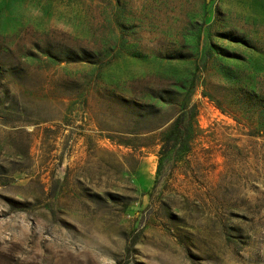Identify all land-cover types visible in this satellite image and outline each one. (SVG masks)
<instances>
[{
	"label": "rangeland",
	"instance_id": "1",
	"mask_svg": "<svg viewBox=\"0 0 264 264\" xmlns=\"http://www.w3.org/2000/svg\"><path fill=\"white\" fill-rule=\"evenodd\" d=\"M0 264H264V0H0Z\"/></svg>",
	"mask_w": 264,
	"mask_h": 264
},
{
	"label": "trees",
	"instance_id": "2",
	"mask_svg": "<svg viewBox=\"0 0 264 264\" xmlns=\"http://www.w3.org/2000/svg\"><path fill=\"white\" fill-rule=\"evenodd\" d=\"M190 92L186 94L189 95ZM184 103L185 99L181 101V109L173 118L168 127L163 131L160 139V147L157 152V169L158 173L159 167L161 165L162 159L168 154L172 153V151H183L188 147V143L192 136V126H193V118L194 113H190V115H186L184 113Z\"/></svg>",
	"mask_w": 264,
	"mask_h": 264
}]
</instances>
